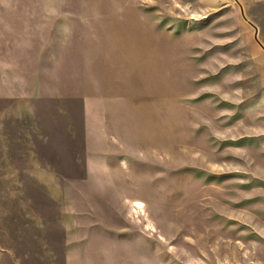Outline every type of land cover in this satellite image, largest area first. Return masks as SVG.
I'll list each match as a JSON object with an SVG mask.
<instances>
[{"label":"rangeland","instance_id":"rangeland-1","mask_svg":"<svg viewBox=\"0 0 264 264\" xmlns=\"http://www.w3.org/2000/svg\"><path fill=\"white\" fill-rule=\"evenodd\" d=\"M245 18L0 0V264H264V34Z\"/></svg>","mask_w":264,"mask_h":264},{"label":"crops","instance_id":"crops-1","mask_svg":"<svg viewBox=\"0 0 264 264\" xmlns=\"http://www.w3.org/2000/svg\"><path fill=\"white\" fill-rule=\"evenodd\" d=\"M241 11L252 21L256 33L264 34V0H239Z\"/></svg>","mask_w":264,"mask_h":264},{"label":"water","instance_id":"water-1","mask_svg":"<svg viewBox=\"0 0 264 264\" xmlns=\"http://www.w3.org/2000/svg\"><path fill=\"white\" fill-rule=\"evenodd\" d=\"M242 16H243L244 19H246L245 16H244V14H243V12H242ZM252 26H253V28L255 29V39L257 40L256 28H255L254 25H252ZM260 46L264 49V47H263L262 45H260Z\"/></svg>","mask_w":264,"mask_h":264}]
</instances>
